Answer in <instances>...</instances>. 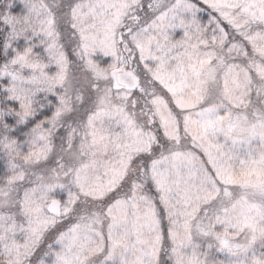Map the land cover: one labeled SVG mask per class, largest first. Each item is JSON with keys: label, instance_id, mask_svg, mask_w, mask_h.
I'll return each instance as SVG.
<instances>
[{"label": "snow or ice", "instance_id": "obj_1", "mask_svg": "<svg viewBox=\"0 0 264 264\" xmlns=\"http://www.w3.org/2000/svg\"><path fill=\"white\" fill-rule=\"evenodd\" d=\"M0 264H264V0H0Z\"/></svg>", "mask_w": 264, "mask_h": 264}]
</instances>
